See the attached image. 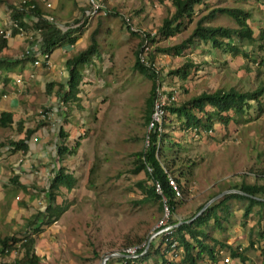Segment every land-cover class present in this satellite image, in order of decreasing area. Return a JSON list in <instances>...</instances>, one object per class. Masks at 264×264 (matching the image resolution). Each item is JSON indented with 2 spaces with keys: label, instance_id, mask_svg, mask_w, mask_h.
Returning a JSON list of instances; mask_svg holds the SVG:
<instances>
[{
  "label": "rangeland",
  "instance_id": "obj_1",
  "mask_svg": "<svg viewBox=\"0 0 264 264\" xmlns=\"http://www.w3.org/2000/svg\"><path fill=\"white\" fill-rule=\"evenodd\" d=\"M104 2L111 11L92 17L89 32L94 28L97 30L98 54L92 55L91 61L82 68L79 99L62 104L61 115L55 111L53 119L47 120L53 127L49 135L55 133L54 141L48 140L53 152L55 143L69 147L81 135L79 145L74 151H65L61 157L51 159L46 173L41 170L38 175L24 177L32 183L35 188L32 193L38 199L28 205V216L43 207L42 188L46 186L54 165L63 166L65 172L74 176L70 188L60 186L56 191V202L66 205L63 211L32 234V246L39 264H98L103 254L120 251L122 247L148 237L160 208L158 200L142 199L147 193L136 181L143 180L145 187L149 184L144 171L132 172L131 169L135 164V152L143 149L147 142L149 126L144 122V107L151 77L155 78L153 103L162 99L163 104L169 100L177 104L190 95L217 87L245 90L264 84V45L258 46L262 42L260 33L264 31L263 3L207 0L206 7L194 6L193 19L185 21L179 31L159 37L155 35L156 28L162 17L172 11L170 0ZM217 5L239 6L250 12L247 21L253 31L252 43H239L237 51L215 48L203 41L194 42L178 54L154 50L155 46L179 42L206 8ZM114 10L128 16L136 28L153 32L155 40L150 47L153 57L149 60L156 75L153 73L148 77L133 68L139 37L137 32L131 33L122 17L113 13ZM208 23L235 26L233 19L222 13H217ZM186 59L195 66L185 79L168 73ZM259 100L260 104L250 100L243 114L235 115L225 124L214 121L207 131L187 129L174 114L163 112L160 131L165 135L161 144L166 145L163 151L167 160L173 162L169 165V174L176 175L177 168L186 169L187 164L191 170L186 179H180L173 218L187 221L199 205L222 190L233 191L236 189L234 184L240 181H262L264 93ZM43 106L36 104L35 113ZM61 117L65 118L64 122ZM60 122L66 133L64 137L56 134ZM3 131L7 137L13 133L7 128ZM32 134L40 136L36 131ZM226 202V210L215 209L219 223L210 218L203 226L207 234L203 241L214 245L215 260L202 251L198 264H241L237 257L229 255L228 245L222 246L219 242H228L229 246L240 249L246 256L243 264H259L260 247L264 246V204H254L250 213L244 216L245 199L230 198ZM23 227V218L17 223H0V235H19ZM251 238L254 242L250 246L248 240ZM16 250L18 256L19 247ZM225 255L229 256L228 261H221ZM162 256L168 263L178 260L167 252ZM161 259L158 255L151 256L146 263L161 264ZM105 264H121V259L116 255L109 256Z\"/></svg>",
  "mask_w": 264,
  "mask_h": 264
},
{
  "label": "trees",
  "instance_id": "obj_2",
  "mask_svg": "<svg viewBox=\"0 0 264 264\" xmlns=\"http://www.w3.org/2000/svg\"><path fill=\"white\" fill-rule=\"evenodd\" d=\"M246 1V0H245ZM261 2L264 5V0H255ZM172 5V11L162 17L159 25L156 28L155 35L159 37H167L175 34L184 26L185 21H191L194 16V6L204 5L207 6V0H170ZM26 11L32 13L34 17L33 25L39 28L38 38V50L41 52H50L51 49L57 45L60 41L67 39L73 41L74 36L69 35V30H61L57 25L44 18L42 11L38 3H35L33 8H19L13 6L10 11V17L16 20L18 24L24 25L22 16ZM115 14L116 11L114 10ZM217 13L226 14L231 17L235 23V26H226L220 24H210V20ZM250 18V12L239 6H226L217 5L206 8V12L199 15L194 20V25L190 29L189 33L182 38L179 42L168 46H155L154 50L172 54H178L184 48L194 44L196 41L208 42L212 47L220 48L222 50L237 51L239 43L248 42L252 43L253 31L247 19ZM128 28V26L126 25ZM16 28H13L15 31ZM130 30V29H129ZM131 33L134 31L130 30ZM96 28L90 31L86 45L73 53L71 56L65 59V66L67 68V76L64 82H49L47 83V92L56 84L54 90L56 95L55 111L58 116L61 115L62 104H68L79 99L78 93L80 91L79 85L82 79V68L85 64L91 61V56L98 54L97 40L95 34ZM146 34H148L146 32ZM262 42L258 46L264 45V31H261L260 36ZM155 40V36L149 37V42L152 43ZM139 43V41H138ZM263 43V44H262ZM6 38L0 34V50L5 46ZM139 48V45H138ZM138 48L134 51V60L132 66L140 73L150 77L155 74L153 70H150L147 66L141 63L137 56ZM149 51L148 58L152 60L153 55ZM34 54H27L22 51V56L19 57H7L0 56V68L9 69L13 64L18 63L19 60L32 59ZM195 64L186 59L180 65L171 68L168 73L175 75L180 79H185L189 74L191 67ZM156 75V74H155ZM154 77V76H153ZM151 77V84L148 90V94L145 97L144 107V122L147 123L152 110V103L154 98L155 78ZM264 93V84H258L251 89L239 90L233 87L221 88L217 87L210 91H200L197 94L190 95L186 99L179 103H174L172 100L166 101L162 107L165 113L174 114L179 119L181 125L185 128H193L195 131L210 130L214 121H219L223 124L227 123L230 119L235 118V115H241L249 107V101L253 100L257 104H260V96ZM43 109L47 107L43 106ZM260 110V109H259ZM164 117V116H163ZM65 118L61 117V121L64 122ZM12 121V115L10 111L0 110V126H7ZM163 121V120H162ZM161 121L160 125L163 126ZM16 125V129L20 131L22 127ZM48 123L44 118L36 120V124L33 127H26L23 131V136L19 139H8L6 142L10 145V149H23L26 147V140L30 134L42 124ZM57 135L64 137L66 133L62 130L61 122L57 128ZM146 146L135 152V164L131 169L132 172L143 170L146 180L149 184L143 186V180H137L136 184L145 190L147 194L144 196V200L153 198L158 200V207H161L160 199L163 196L170 208L171 213L174 210L175 199L171 186L168 184L167 175L169 173V165L173 163L171 160H167L164 155V148L166 145H162L161 141L164 138V132H157L156 125L151 126L148 129ZM81 135L75 140L71 146L59 145L55 143L54 153L58 157H61L65 151H74L75 147L79 145ZM5 141L0 144L6 143ZM149 167V170L146 168ZM186 165V169L177 168L176 175L173 176V180L180 188V179H186L191 170ZM262 176V175H261ZM12 183L17 184V175L10 177ZM153 181H157L160 192L154 189ZM74 182V176L70 172H65L63 166L57 165L52 167L51 175L47 178V183L42 188L43 197L45 203L42 208L36 209L34 212L24 221L23 232L19 235L6 234L0 236V254L3 250L9 249L18 242L20 250L19 255L16 258L19 264H39L37 255L33 250V233L41 230L43 225H47L55 220L61 211H63L65 204L56 202V191L60 186L70 188ZM236 189L244 191L249 195H244L236 191H231L222 194L216 201L208 204L205 208L193 217L195 212L188 218L190 220L181 219V222L177 224L173 232V236L177 241V247L180 248L178 260L174 263H168L167 259L163 258V250L159 248L160 240L156 245L150 243L147 250L133 258H122L121 264H147L146 261L149 257L156 255L162 257L161 264L167 262V264H198V259L202 251H205L209 258L215 260L216 251L213 244H207L203 241L206 237V231L204 227L210 218H213L214 223L218 224V216L215 213V209L226 210L228 203L226 202L230 198L245 199L246 204L243 209V215L246 216L251 211V207L254 204L263 205L264 199H257L250 195H255L264 198V178L261 182H245L240 181L238 184H234ZM202 205V204H201ZM199 205L198 208L201 206ZM197 208V210H198ZM171 221H176V218H171ZM215 242V241H214ZM253 239L248 240V244H253ZM220 245H228L229 255L237 257L241 264L246 259L245 254L237 247L229 246L228 242H219ZM167 246V245H166ZM165 248V247H164ZM261 260L259 264H264V246L260 247ZM0 264H12L11 261H0ZM153 264V263H152Z\"/></svg>",
  "mask_w": 264,
  "mask_h": 264
},
{
  "label": "crops",
  "instance_id": "obj_3",
  "mask_svg": "<svg viewBox=\"0 0 264 264\" xmlns=\"http://www.w3.org/2000/svg\"><path fill=\"white\" fill-rule=\"evenodd\" d=\"M18 0H0V30L8 28L10 11ZM50 6L38 2L43 15L52 16L51 22L61 30H69L74 36L73 41L64 39L55 45L48 52V62L41 60L33 64L32 59L19 60L9 69L0 68V110L10 111L12 121L7 126H0V142L8 139H19L23 136L26 127H33L39 119L35 113V105H44L55 112L56 95L54 90L56 84L47 92V83L64 82L67 76L65 59L73 53L82 49L88 39L89 27L94 18H86L88 4L87 0H49ZM32 20V21H30ZM27 19L29 25L23 18L25 26L38 28L33 25L34 18ZM86 31V32H85ZM1 36H3L1 34ZM6 38L5 46L0 50V56L19 57L22 51L29 48L30 40L18 33L17 30H10ZM39 38V33L36 36ZM83 40H85L83 42ZM33 53L37 52L35 46ZM84 67V66H83ZM89 85H87L88 88ZM85 87V84L84 86ZM80 92V91H79ZM81 93V92H80ZM79 93V94H80ZM57 103V102H56ZM82 107V106H81ZM22 127L20 131L16 125ZM4 128L12 130L13 133L6 136ZM50 123L39 125L33 132H39L36 140L31 136L26 140V147L23 149H10L8 143L0 144V223L21 222L25 219L28 205L38 199L32 191L35 190L32 183L24 177L29 174L38 175L41 170L46 173L47 164L51 159L57 158L48 144V140L54 141L55 133L52 132ZM52 165V163H49ZM17 175V184L12 183L10 177ZM31 214V213H30ZM6 235L1 233L0 236ZM7 255L0 254V261H5Z\"/></svg>",
  "mask_w": 264,
  "mask_h": 264
},
{
  "label": "built area",
  "instance_id": "obj_4",
  "mask_svg": "<svg viewBox=\"0 0 264 264\" xmlns=\"http://www.w3.org/2000/svg\"><path fill=\"white\" fill-rule=\"evenodd\" d=\"M38 2H43L45 6H50L49 0H18L17 2H15V7L24 8V9L26 8V10H28V8H33L35 3H38ZM87 4H88V10H87V15H86L87 19L92 18L94 15H97V14L104 15L111 11L110 8H108V6L105 4L104 0H87ZM116 13L122 17L123 21L128 26V29L134 32H137L138 37H139V48L137 51L138 59L141 63L147 66L150 70H153L152 63L147 57L150 51V47H151V43L149 42V37L152 35L153 32H147L148 34H146V32L143 29H138L135 26H133L130 23L128 16L123 15L121 12H118V11H116ZM43 16L48 21L52 20V16L48 14L43 15ZM30 17L34 18L35 16L29 11H26L24 15L22 16V20L24 18V20L27 22V19L30 20ZM28 24L31 25V23H28ZM12 28H16L18 33L22 34L24 37L30 40L31 44L29 45V48L24 50V52H27V54L35 55V58L32 60L33 64H37L41 60L45 61L46 63L48 62L47 60L48 52L37 51L36 53H33L34 48L32 47L35 46V50L38 47V38L36 36L39 33V28H33L32 26L29 27V26L21 25V24H18L16 20L9 18L8 28L1 29L0 34H2L3 36H6L7 34H9ZM162 105H163L162 99L154 101L153 106H152L153 110L150 112V117L147 123L149 128L151 126L156 125V129L158 133L160 132V126H161L160 123L162 121V117H163L162 115L164 112ZM53 115H54V112L50 108L37 110V116L39 118L51 120L53 119ZM31 138L32 140H36L37 135H32ZM146 168L149 170L148 166H146ZM166 175H167L168 184L171 186L173 193H174L173 198L175 199L179 195V187L176 185L175 181L173 180V177L168 172L166 173ZM263 178H264V174H263ZM153 185H154V189L157 192H160L158 182L153 181ZM160 200H161L160 201L161 203L160 214H159L158 219L155 221L154 225L152 226L148 237L141 240V242L128 244L122 247L120 249V252L124 254L122 258L137 257L143 254L147 250L150 243L156 245L157 242H159L160 240H162V242L159 244L160 245L159 248L163 250L164 253L167 252L171 258L172 257L174 258L175 256L176 257L179 256L178 252L180 248L176 246L177 241L175 237L173 236V232L175 230V227L177 226L178 223L181 222V220L178 217L176 218V221H171V218L173 219V216H172V213L170 211V208L165 198L161 196ZM154 241L156 242L154 243ZM17 247H18V242H15L14 245L11 246L9 249L5 248L3 250L1 254L7 255L6 257L7 259L5 261H11L12 264H19L16 261V258H17L16 248ZM228 259H229V256L225 255L221 261L226 262L228 261Z\"/></svg>",
  "mask_w": 264,
  "mask_h": 264
},
{
  "label": "water",
  "instance_id": "obj_5",
  "mask_svg": "<svg viewBox=\"0 0 264 264\" xmlns=\"http://www.w3.org/2000/svg\"><path fill=\"white\" fill-rule=\"evenodd\" d=\"M233 191H236V192H239V193H241V194H244V195H249V194H247V193H245L244 191H241V190H239V189H232ZM229 191V189H225V190H222V191H220L219 193H217L216 195H213L212 197H210L208 200H206L199 208H198V210L195 212V214L193 215V217L194 216H196L198 213H200L204 208H205V206H207V204L213 199V198H215L218 194H222V193H224V192H228ZM250 196H252V197H254V198H257V199H264V198H262V197H259V196H255V195H250ZM191 219V218H190ZM190 219H188V220H190ZM113 255H116V256H118V257H122V256H124V254L122 253V252H120V251H113V252H108V253H105V254H103L102 256H101V258H100V261H99V263L98 264H105V261H106V259L109 257V256H113Z\"/></svg>",
  "mask_w": 264,
  "mask_h": 264
}]
</instances>
